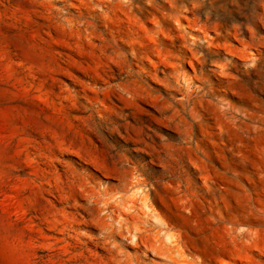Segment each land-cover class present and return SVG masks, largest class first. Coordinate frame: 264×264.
Masks as SVG:
<instances>
[{"label":"rangeland","instance_id":"1","mask_svg":"<svg viewBox=\"0 0 264 264\" xmlns=\"http://www.w3.org/2000/svg\"><path fill=\"white\" fill-rule=\"evenodd\" d=\"M0 264H264V0H0Z\"/></svg>","mask_w":264,"mask_h":264}]
</instances>
